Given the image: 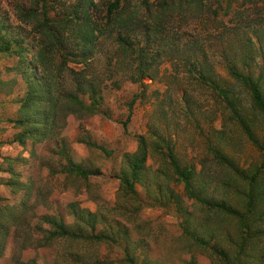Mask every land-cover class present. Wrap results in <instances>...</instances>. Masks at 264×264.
<instances>
[{
	"label": "rangeland",
	"instance_id": "obj_1",
	"mask_svg": "<svg viewBox=\"0 0 264 264\" xmlns=\"http://www.w3.org/2000/svg\"><path fill=\"white\" fill-rule=\"evenodd\" d=\"M95 1L102 7L112 0ZM77 2L55 0L51 16H64ZM35 8V0H0V19L8 24L0 43L22 40L11 53H0V210L14 214L0 264H244L247 255H236L242 233L237 218L188 194L163 139L182 167L193 170L201 196L244 209L250 187L244 176L261 166L263 151L238 116L263 144L264 114L228 65L256 77L264 73V0H123L122 10L131 16L123 24L127 41L119 43L120 30L111 27L87 62L54 52L45 71L34 53L38 44L47 48L46 39L35 32V20L18 19ZM104 11L93 8L92 19L100 21ZM71 45L82 53V44ZM30 79L41 86L51 81L55 98L43 97L41 89L31 93ZM216 85L231 88L229 97ZM92 90L102 97L101 112L70 101L78 94L88 106ZM50 100L53 124L44 136L36 124ZM142 146L147 159L133 191L121 177H131ZM70 161L86 175L73 172ZM171 191L181 204L158 200ZM254 191L263 197L264 213V169ZM89 212L98 220L95 228L86 222ZM44 217L86 236L46 244L51 226ZM186 226L208 245L187 234ZM95 234L111 239L98 241ZM252 241L250 264H264V234ZM235 256L242 259L233 262Z\"/></svg>",
	"mask_w": 264,
	"mask_h": 264
},
{
	"label": "trees",
	"instance_id": "obj_2",
	"mask_svg": "<svg viewBox=\"0 0 264 264\" xmlns=\"http://www.w3.org/2000/svg\"><path fill=\"white\" fill-rule=\"evenodd\" d=\"M36 1V8L33 10L22 11V13L18 14V19L22 22H31L32 20L36 21V24L33 26L35 32L39 34L41 37L46 39L44 48L41 44L35 46L36 52L34 53V57L36 60V65L41 66L42 69L45 71L49 67V62L52 61V57L49 56L51 53H63L64 55H68L72 60H76L78 62H87L92 55L93 47L97 44L98 38L100 35L104 33V31L113 32L115 28L120 30L117 40L119 43H123L127 41L128 36L123 33L125 29V25H123L126 20L131 18L128 15V12L122 10V2L123 0H112L108 2H104L102 7H99L100 4L95 0H78L75 6L70 7V10L64 16H51V12L55 8V0H35ZM93 8L96 9H104L105 13L101 16V20L97 21L93 20L91 17V11ZM8 24L0 19V37H4L7 32ZM110 27V28H109ZM111 27L113 30L111 31ZM22 43V40L18 37H10L7 42L0 43V53H11L12 51L16 50L14 47L15 45ZM80 43L82 44L81 51L82 53L79 54L78 52H72V45L71 44ZM21 51L25 53L27 50L21 45ZM24 61L25 58H22ZM33 58L27 62H31ZM73 60V61H74ZM228 70L230 72L231 77L239 81L242 85L247 86L249 88L251 94V101L253 105L264 114V73L259 74L257 77L252 75L251 72L248 73H240L239 70L232 65H228ZM35 82V83H33ZM30 86L33 87L31 93H35L38 89H41L42 96L45 98H52L54 99L52 90H53V83L51 81L45 84H38L34 79H30ZM50 86V88H49ZM45 89H42L44 88ZM220 94L224 97H229V93L231 92V88H226L223 86H218ZM82 89V88H80ZM79 90V89H78ZM92 103L90 105H86L82 99L78 97V94H72L70 96V101L73 104H78L82 107L88 108L91 112L97 113L101 112V100L102 97H96L95 91L92 90ZM28 98H31V95H28ZM133 103L131 102L129 106V113L125 121H123L124 129L128 130V125L131 121L132 114H133ZM233 109L235 114H238V110L235 108V104L233 105ZM48 108L49 110L42 115H38L41 123L36 124L37 127L42 126L44 127V136L46 135L47 131L46 128L53 124L51 120L50 114L52 113L53 106H51V100ZM245 126L246 131L251 139V141L258 145V147L263 151V160L261 166L256 169L251 175H245V179L249 181V190L245 200L244 209H238L233 206L226 204L225 202H218V201H211L208 198L201 196L194 187L193 183V170L189 168L182 167L179 163L176 154L173 151L172 146L167 142V140L163 139L165 142L166 147L168 149V157L170 158V162L173 166L174 172L178 175L179 179L184 182L185 188L188 194L195 198L197 201L201 202L202 204H206L213 208H218L222 212H226L232 216H235L238 220V223L241 228V240L239 242V250H236V255L239 256L240 254L247 255V258H243L244 264H250L249 260L252 256L250 251L255 248V238L264 234V229L260 227V224L263 219L264 213L260 210L259 205L262 204L263 197L261 194L256 193L254 191V185L258 182L262 169H264V143H260L255 136L253 135L251 129L245 122V119L238 116ZM239 120V121H240ZM30 121V119L28 120ZM139 141L141 144L145 143V137L139 136ZM217 157L224 161L228 162L226 156L220 153V151L215 150ZM147 159V150L142 146V153L138 152L136 154V159L133 161L132 164V174L130 176H122L121 181L127 187V189H132L134 191V185L136 179H140V169L143 166L145 160ZM71 170L77 172L81 175H86L82 168L77 166L73 161H70ZM172 199L175 203L181 204V199L178 194L171 191L168 195H161L158 200L165 201ZM14 214L11 216L6 215L2 210H0V256L3 253L4 243L7 241L8 232L11 229L12 220ZM187 222L190 220L188 217L186 218ZM43 223L50 224L51 229L46 230L48 235L45 238V243L48 244L51 239H55L57 237L63 236H70V237H84L86 235L80 233H73L63 221L55 220V217H48L43 218ZM86 222L91 225L93 228L96 227L98 220L92 216L91 212L86 217ZM187 234L191 237L195 238L199 243L202 245H208L207 241L202 237H197L193 230H189L188 226L184 227ZM2 230V231H1ZM19 233V232H18ZM16 236L17 232H16ZM93 238L97 239L98 241H105L111 239L108 234H95ZM251 247V248H250ZM221 255H224L225 258L229 257V253L224 250L218 251ZM255 252V250L251 251ZM251 256V257H250ZM233 258V262L237 261L238 259H242L241 257ZM21 264H37L35 260L21 263ZM88 264H103V262H94ZM135 264V263H133Z\"/></svg>",
	"mask_w": 264,
	"mask_h": 264
}]
</instances>
